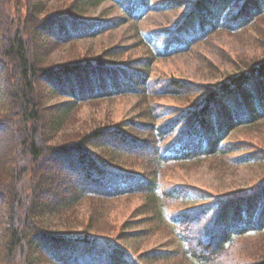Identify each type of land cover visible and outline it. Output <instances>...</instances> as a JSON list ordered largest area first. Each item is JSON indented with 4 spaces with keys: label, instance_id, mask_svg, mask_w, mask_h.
Instances as JSON below:
<instances>
[{
    "label": "trees",
    "instance_id": "16d2710c",
    "mask_svg": "<svg viewBox=\"0 0 264 264\" xmlns=\"http://www.w3.org/2000/svg\"><path fill=\"white\" fill-rule=\"evenodd\" d=\"M105 1L0 0V264H146L176 255L222 264L249 233L257 250L241 248L237 264H264V0H188L176 26L141 36L143 56L125 57L130 48L121 45L72 50L149 9L147 0H112L123 14H89ZM215 31L256 33L260 57L214 84L155 74L159 58ZM124 96L139 102L117 121L81 114ZM242 133H261L252 137L263 142ZM235 151L243 153L228 156ZM219 155L263 175L250 191L227 196L165 184L170 165ZM136 194L144 195L138 211L150 215L141 222L172 216L180 249L135 254L96 228L110 203ZM86 202L87 220L79 214Z\"/></svg>",
    "mask_w": 264,
    "mask_h": 264
},
{
    "label": "rangeland",
    "instance_id": "374dc122",
    "mask_svg": "<svg viewBox=\"0 0 264 264\" xmlns=\"http://www.w3.org/2000/svg\"><path fill=\"white\" fill-rule=\"evenodd\" d=\"M72 0H48L50 4L56 6L67 5ZM149 9L141 19H130L127 23L120 25L112 30L106 31L98 36L84 40H79L73 49L81 53L98 54L104 48L114 45L129 47L125 57L143 56L147 52V47L139 43L141 36L151 29L172 28L176 26L185 13L190 10L188 0H184L177 7H164L159 2L163 0H147ZM123 9L116 5L114 1L107 0L100 6L93 8L89 14L93 17L104 16L113 17L123 14ZM257 34L250 31L249 34H232L230 32L215 31L210 33L206 39L197 41L191 48L185 51H179L168 57H161L155 63V74H165L178 78L187 79L193 82L214 84L225 73H230L244 61H250L253 58L260 57L262 49L255 42ZM69 49L65 47L67 52ZM61 53L57 50L55 57ZM136 97H117L112 100H105L95 106H85L81 114L85 117L95 116L98 120L106 122L107 120L117 121L130 112L134 113L135 106L138 104ZM48 120L44 118V122ZM21 133V131H19ZM22 134V133H21ZM242 133L239 137H251L256 140L254 135ZM263 142V135L260 140ZM2 144H0V147ZM243 153L235 151L228 156ZM2 160L0 158V167ZM140 170V168H137ZM263 175V168L258 165H239L232 163L226 156H208L203 159L186 161L170 165L164 169L163 179L166 185L187 184L212 191L216 195L227 196L235 193L250 191ZM144 201V195L136 194L127 198L116 199L110 203L103 213L100 220L96 221L97 229L102 233L108 234L118 243L125 245L135 254L151 250L154 248L162 249H180L182 243L176 234L178 226L166 213L161 221L145 220L141 218L150 216L148 213H140L138 206ZM179 203V204H178ZM175 209H182L185 205L178 201ZM196 203H200L199 201ZM90 208L88 202L84 203L81 217L89 215ZM105 214V216H104ZM139 222L134 224L130 222ZM96 230V229H94ZM193 234L196 233L193 230ZM259 234V233H257ZM255 233L240 236L232 247L235 251L233 258L229 263L228 257H224L222 264H237L239 259L244 258L241 248L246 247L257 250L254 237ZM264 238V235L259 236ZM264 243V242H263ZM231 244L229 245V249ZM231 248V249H232ZM245 248V249H246ZM245 252V251H244ZM150 263V262H149ZM146 263V264H149ZM150 264H216L209 262H198L183 255H176L174 259L159 260Z\"/></svg>",
    "mask_w": 264,
    "mask_h": 264
}]
</instances>
